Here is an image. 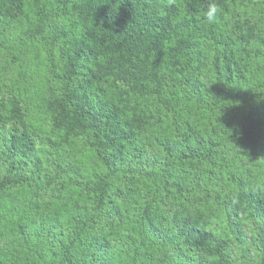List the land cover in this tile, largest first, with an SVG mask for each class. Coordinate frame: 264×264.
Masks as SVG:
<instances>
[{"label":"trees","instance_id":"trees-1","mask_svg":"<svg viewBox=\"0 0 264 264\" xmlns=\"http://www.w3.org/2000/svg\"><path fill=\"white\" fill-rule=\"evenodd\" d=\"M0 264H264V0H0Z\"/></svg>","mask_w":264,"mask_h":264},{"label":"clouds","instance_id":"clouds-1","mask_svg":"<svg viewBox=\"0 0 264 264\" xmlns=\"http://www.w3.org/2000/svg\"><path fill=\"white\" fill-rule=\"evenodd\" d=\"M218 12H219V8L215 2L210 3L207 6V8L204 12V17L208 21L209 24L215 23V21L217 19Z\"/></svg>","mask_w":264,"mask_h":264}]
</instances>
